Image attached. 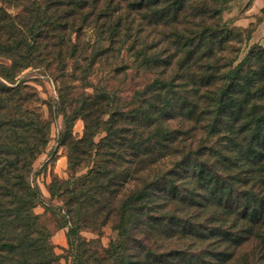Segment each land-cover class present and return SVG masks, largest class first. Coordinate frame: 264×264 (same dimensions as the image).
Wrapping results in <instances>:
<instances>
[{
    "label": "trees",
    "instance_id": "1",
    "mask_svg": "<svg viewBox=\"0 0 264 264\" xmlns=\"http://www.w3.org/2000/svg\"><path fill=\"white\" fill-rule=\"evenodd\" d=\"M25 1L22 14L0 6V59L9 62L0 60V264H51L40 256L45 243L32 235L43 194L30 181L51 124L32 108L25 83H7L33 66L64 73L68 60L84 56L87 65L77 66L87 82L96 60L123 50L136 73L154 75L127 107L105 89L76 98L68 88L56 111L50 105L67 130L85 121L73 149L115 150L111 159L96 150V167L80 177L87 152L70 157L71 178L53 188V199L69 197L58 210L74 264H89L79 232L95 227L92 212L118 219L120 239L106 251L107 264L150 262L153 246L145 239L156 236L172 241L165 264H264V48L237 63L242 34L222 21L228 0ZM87 31L93 41L85 40ZM100 131L107 135L95 144ZM112 157L123 160V170L111 169ZM129 182L134 187L123 193ZM141 230L134 243L140 252L131 258L127 243ZM186 239L207 247L179 249Z\"/></svg>",
    "mask_w": 264,
    "mask_h": 264
},
{
    "label": "rangeland",
    "instance_id": "2",
    "mask_svg": "<svg viewBox=\"0 0 264 264\" xmlns=\"http://www.w3.org/2000/svg\"><path fill=\"white\" fill-rule=\"evenodd\" d=\"M264 2L259 0H228L225 6L222 7V21L227 22L228 28L239 31L242 35L240 43L236 44L237 53L234 57L237 59V63L246 61L249 53L253 49L264 48V16L262 6ZM14 5L17 8H14ZM0 6L4 7L12 15L22 14L25 11L27 5L25 0H19V4H2L0 0ZM91 31H87L86 41H93L94 35H91ZM90 36H92L90 38ZM75 37V36H74ZM115 53L106 59L96 60L91 69L88 70L87 82H83L82 69L77 65L85 66L88 61H84L85 56L77 58V60H68L67 71L62 73L56 70V66L52 69L47 66H33L24 70L17 78L16 84L7 83L9 86H17L20 83H25L29 88L28 94L32 97V108L41 116L42 120L50 122V136L49 143L46 146L44 152L39 155L34 162L32 171L30 174V181L34 187H38L42 194L43 200L33 209V214L38 216L37 226L33 236L40 240V243H45V246L40 254L43 260H48L51 264H74L75 258L69 247L68 231L69 229L64 227L65 212L58 210L62 207L65 209L66 201L69 200L68 195L63 196L58 194L54 199L52 198L53 188L61 186L63 182L71 178L70 171V157L80 154V152H87V155L81 154V159L84 160L80 166L77 167V177H80L96 167V162L99 160V156L95 155L96 150L101 151L102 154L106 153L109 159L111 154L115 150L110 147L97 146L94 148L87 147L85 143L81 144V150L73 149L77 142L84 139L86 133V123L83 119H78L73 123L72 128L68 130L64 127L63 116L58 115L56 112L51 114L50 105L54 106V102L58 101L60 90L67 89L73 94L72 97L78 98L84 94H94L96 90L105 89L108 92L116 93L115 105L127 107L131 98H134L136 88H140L142 84L149 83L154 75H141L136 73L137 64L134 62V57L128 55L125 51ZM91 52H87V56H90ZM2 60V59H0ZM3 63L9 64V62L2 60ZM79 68V69H77ZM54 110L56 108L54 106ZM107 117V116H106ZM68 133L71 134L70 139H67L63 144V137ZM106 132L100 131V133L94 138L95 144H98L103 138L106 137ZM123 154L122 148L116 154ZM101 154V155H102ZM111 169L118 166V170H123L121 166L123 160H119L112 157ZM134 187V184L130 182L125 186V191L129 192ZM115 191V188H114ZM62 195V196H61ZM119 199L115 204H119ZM91 213V222L96 223L95 227L86 226L82 227L79 236L83 245V251L87 252L85 261L89 264H107V253L112 244L118 241L119 236L116 231V224L112 221H117V218L107 221V212L102 213L98 218ZM148 220V217L144 219V222ZM93 224V223H92ZM23 230L18 229L17 234ZM135 231V230H134ZM142 231L140 236L138 231L133 235L128 245V251L132 256H135L140 252V248L135 246V238L143 237L146 232ZM7 233L9 231L7 229ZM27 235V234H26ZM139 235V236H138ZM136 236V237H135ZM146 243L153 246L150 248L153 251L154 256L150 262L143 264H161L165 259V256L171 249V242L166 238L152 237L151 239H145ZM176 243H180L175 241ZM197 245L194 247V252L207 247L206 245L198 242L194 239L184 240L180 243L179 249H188V244ZM26 253V252H25ZM157 258V259H156ZM145 260V259H144ZM165 264V263H162Z\"/></svg>",
    "mask_w": 264,
    "mask_h": 264
},
{
    "label": "crops",
    "instance_id": "3",
    "mask_svg": "<svg viewBox=\"0 0 264 264\" xmlns=\"http://www.w3.org/2000/svg\"><path fill=\"white\" fill-rule=\"evenodd\" d=\"M259 1L262 2V3L264 2V0H259ZM262 6H264V4H262ZM263 25H264V24H263ZM263 29H264V27H263Z\"/></svg>",
    "mask_w": 264,
    "mask_h": 264
}]
</instances>
